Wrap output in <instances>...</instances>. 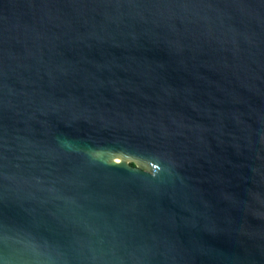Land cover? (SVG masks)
<instances>
[{
    "label": "water",
    "instance_id": "1",
    "mask_svg": "<svg viewBox=\"0 0 264 264\" xmlns=\"http://www.w3.org/2000/svg\"><path fill=\"white\" fill-rule=\"evenodd\" d=\"M0 264H264V0H0Z\"/></svg>",
    "mask_w": 264,
    "mask_h": 264
}]
</instances>
